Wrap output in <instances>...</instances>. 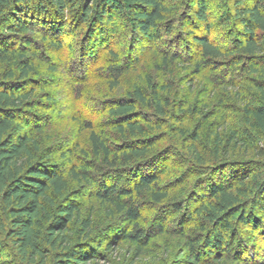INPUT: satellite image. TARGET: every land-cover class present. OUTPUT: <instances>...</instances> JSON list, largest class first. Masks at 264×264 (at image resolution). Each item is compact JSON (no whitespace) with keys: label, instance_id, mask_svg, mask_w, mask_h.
<instances>
[{"label":"trees","instance_id":"trees-1","mask_svg":"<svg viewBox=\"0 0 264 264\" xmlns=\"http://www.w3.org/2000/svg\"><path fill=\"white\" fill-rule=\"evenodd\" d=\"M230 2L233 9L224 13L222 22L232 28L231 34H236L222 41L228 47L221 46L218 36L212 37L208 2L199 0L190 7L191 15H186L192 38L174 48L173 40L166 47L165 66L193 55L196 62L215 70L230 61L233 67L242 66L241 72L248 70L264 77V0ZM167 8L166 0H0V241H4L7 254L4 257L0 252V264H6L3 258L11 264H114L111 257L124 243L135 257L130 264H135L154 238L155 230L163 229L164 217L153 225L155 228L146 229L144 216L155 210H146L141 200L154 206L171 199L173 203L172 191L160 182L163 175H158L155 165L149 167L160 154H165L159 152L161 143L168 138L160 132L167 126L164 120L169 115L167 99L172 89L149 77L147 89L137 84L126 96L111 101L105 113L109 115L112 135L96 129L93 120H87L94 173L77 159L72 160L66 174L51 163V153L44 152L42 125L28 123L37 107V88L24 87L21 82L41 75L44 51L62 52L64 40L71 36L86 42L90 39L88 31L112 32L117 27V15L128 22L133 39L160 43L163 34L175 32L174 23L166 16ZM91 39L96 41L97 37ZM17 42L29 45L17 46ZM74 44L84 50L85 43ZM79 56L82 58L77 60L81 62L74 59L76 65L84 68L88 58L85 54ZM117 56L110 47L105 58V63H110L114 86H118L123 75ZM241 78L243 74L234 75L233 86L238 87L236 80ZM255 88L257 95L251 96V101L244 100L242 125L230 123L228 130L225 128L213 137L212 158L219 161L216 164L227 167L228 172L229 165L240 162L229 161L235 149L250 153L252 148L254 156L264 158V82L257 81ZM180 133L189 135L185 131ZM190 134L193 142L186 150L195 164L205 167L211 158L204 157L198 148L200 131ZM73 147L67 152L76 159L78 142ZM252 169L247 173L244 169L235 181L214 182L206 187L201 201L189 213V228L181 230L186 235L191 227H199L201 232L197 231L200 237L194 242L186 243L187 264H201L202 248L207 256L231 251L229 234L235 233L236 228L250 223L261 229L264 204H260L262 199L258 195L264 184V161L257 162ZM103 178L113 182L103 181L102 187L94 188L93 196L109 218L124 214L126 227L115 237L97 239L93 213L85 216L72 193L75 184L90 186ZM125 178H132V183L126 185ZM173 204L170 208L186 212L183 203ZM261 230L264 234V228Z\"/></svg>","mask_w":264,"mask_h":264},{"label":"rangeland","instance_id":"rangeland-1","mask_svg":"<svg viewBox=\"0 0 264 264\" xmlns=\"http://www.w3.org/2000/svg\"><path fill=\"white\" fill-rule=\"evenodd\" d=\"M197 1L199 0H166L168 7L166 16L170 22L174 23L175 32L170 35L163 34L160 43L151 44L140 38L133 39L128 22L126 23L122 16L117 15L115 17L117 27L112 32H105V29L88 31L90 39L87 38L86 42L82 39L73 40L71 36L64 40L62 52L44 51L45 55L42 54L44 62L39 69L41 75L21 82L24 87L35 85L37 88L35 100L37 107L31 112L33 119L28 123L42 125L43 132L40 136L44 152L51 153V163L66 174L77 159L80 164L83 166L86 164L94 173L87 120H93L96 129L111 134L109 115L105 113L106 106L111 101H117L126 96L137 84L147 89L149 77L156 81L159 79L158 81L164 82L172 89L168 93L169 96L167 95V101H170L167 108L169 115L164 120L167 126L160 132L168 138L161 143L159 152V154H165H160V160L149 164V167L155 165L159 171L158 175H163L160 182L172 191L173 203H183L187 215L186 212H179L176 207L170 208L174 205L172 199L156 206L141 200V203L147 206L146 210H155L153 214L151 212L144 216L146 229L155 228L153 225L161 222L163 217L162 221L166 220L167 223L165 222L163 229L155 230L154 238L149 245L145 246L143 256L135 264H187L186 243L194 242L200 237L201 232L199 227H191L190 232L183 235L181 230L189 228L191 223L189 213L201 201L202 195L207 191L206 187L214 182L224 181L225 183L230 179L235 181L240 177L239 175L244 174V169L247 173L248 170H253L252 167L257 162L264 161L261 156H254L252 148L250 153L238 148L231 152L229 161L240 162L229 165L228 172L227 167L216 164L219 161L212 158L214 135L225 128L228 130L230 123L236 127L242 125L244 100H250L251 96L257 95L255 83L258 81L263 84V76L251 74L248 70L241 72L242 66L233 67L230 61L225 62L220 70H215L211 66L196 62L193 55H189L188 58H179L165 66L167 65L164 61L166 47L171 45L173 40L176 42L173 44L174 48L192 38L190 35L192 26L186 15H191L188 11ZM206 1L214 29L212 37L218 36L221 46L228 47L229 44L222 41L229 35L233 38L236 31L231 34L232 28L225 27L222 21L225 19L224 13L228 9H233V2L230 0L229 2L227 0ZM215 29L219 32H215ZM92 37H97V40L91 39ZM77 41L81 46L85 43L84 50L77 49L80 47L75 46L74 43ZM19 45L29 44L17 42V46ZM110 47L118 53L117 57L120 61L118 64L123 67V75L117 82L118 86L113 85L114 80L108 69L110 63H105ZM79 54H85L88 58L84 68L79 64L76 65V61L81 62L77 60L82 58ZM52 67L56 69L52 70ZM242 74L243 79L236 80L238 87L233 86L234 75ZM197 130L200 131L198 148L204 157L211 158L205 167L195 164V160L186 150L193 142L190 133ZM180 131H185L189 135L182 136L183 133ZM76 142H78L79 150L75 154V159L67 150L74 149ZM64 155H66L65 158ZM149 167L146 169H150ZM103 181L113 182L103 178L101 182H95L90 186L72 184L74 191L72 196L77 197L84 215L93 213L94 237L97 239L115 237L122 228L126 227L124 214L118 213L114 218H109L100 201L93 196L94 188L102 187ZM123 182L128 185L132 183V178L130 180L125 178ZM258 196L262 199L260 204H264V184ZM260 210L257 209V211ZM159 215H161L160 218H158ZM261 224L263 229L264 223ZM261 229L250 223L236 228L235 233L229 234V240L232 243L231 251L220 252L216 258L214 253L212 256H207L204 252L205 248H202L201 264H264V234ZM197 231L200 233L198 234ZM2 242L4 241H0V252L6 257ZM129 247L125 243L122 244V248L111 257V261L114 264H130L135 257L133 253L128 252ZM2 261L11 264L7 258H3Z\"/></svg>","mask_w":264,"mask_h":264}]
</instances>
